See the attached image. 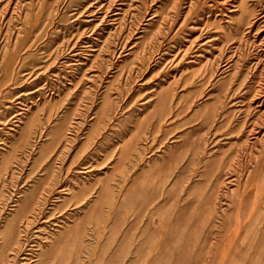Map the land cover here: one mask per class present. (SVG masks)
I'll return each instance as SVG.
<instances>
[{"label":"rangeland","instance_id":"1","mask_svg":"<svg viewBox=\"0 0 264 264\" xmlns=\"http://www.w3.org/2000/svg\"><path fill=\"white\" fill-rule=\"evenodd\" d=\"M0 264H264V0H0Z\"/></svg>","mask_w":264,"mask_h":264}]
</instances>
